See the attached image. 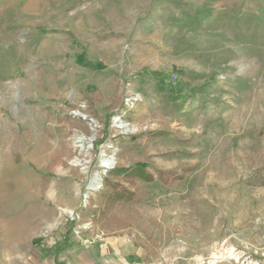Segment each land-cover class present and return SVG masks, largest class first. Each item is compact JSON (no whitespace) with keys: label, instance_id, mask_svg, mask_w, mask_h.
Here are the masks:
<instances>
[{"label":"rangeland","instance_id":"1","mask_svg":"<svg viewBox=\"0 0 264 264\" xmlns=\"http://www.w3.org/2000/svg\"><path fill=\"white\" fill-rule=\"evenodd\" d=\"M0 264H264V0H0Z\"/></svg>","mask_w":264,"mask_h":264},{"label":"trees","instance_id":"2","mask_svg":"<svg viewBox=\"0 0 264 264\" xmlns=\"http://www.w3.org/2000/svg\"><path fill=\"white\" fill-rule=\"evenodd\" d=\"M109 173L121 174V175L129 176L131 178L133 177L134 179H139V180H143V181H147L149 178L148 177L149 175L146 171V164L145 163H135L134 165L128 166V167L113 168V169L109 170ZM163 173H165V175H168V176L172 175L170 173V170L163 172ZM165 175H164V178H166ZM103 181L105 183L107 181V177H104ZM124 190L125 189H121L119 191H113L112 197L114 199H117V200H126L128 198V196L125 194Z\"/></svg>","mask_w":264,"mask_h":264},{"label":"bare ground","instance_id":"3","mask_svg":"<svg viewBox=\"0 0 264 264\" xmlns=\"http://www.w3.org/2000/svg\"><path fill=\"white\" fill-rule=\"evenodd\" d=\"M103 164H106V166H104ZM109 166H110V163H109L108 160H103V161H102V163H101V167H102L103 169H106L107 167L109 168ZM220 257H223V255H221ZM215 258H218V256L215 257Z\"/></svg>","mask_w":264,"mask_h":264},{"label":"water","instance_id":"4","mask_svg":"<svg viewBox=\"0 0 264 264\" xmlns=\"http://www.w3.org/2000/svg\"><path fill=\"white\" fill-rule=\"evenodd\" d=\"M104 166H106V164H103ZM108 168V167H107ZM106 169H104L103 171H105Z\"/></svg>","mask_w":264,"mask_h":264},{"label":"built area","instance_id":"5","mask_svg":"<svg viewBox=\"0 0 264 264\" xmlns=\"http://www.w3.org/2000/svg\"><path fill=\"white\" fill-rule=\"evenodd\" d=\"M131 103H133V102H131Z\"/></svg>","mask_w":264,"mask_h":264}]
</instances>
